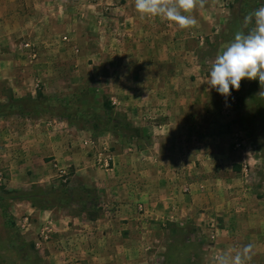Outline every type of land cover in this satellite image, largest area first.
<instances>
[{"label": "rangeland", "instance_id": "374dc122", "mask_svg": "<svg viewBox=\"0 0 264 264\" xmlns=\"http://www.w3.org/2000/svg\"><path fill=\"white\" fill-rule=\"evenodd\" d=\"M45 1L43 5L50 8L52 0L49 3ZM86 1L79 2L84 5ZM99 1L100 11L97 7L85 6V15L77 17L76 21L73 20L75 15L72 17V28L64 24L65 20L62 22L60 15L52 16L50 19L54 18V21L48 41L41 38L42 28L29 34L25 30L14 38L8 36L7 40H0V106L6 105L11 96L26 99L29 106V109L21 112L0 108V155L7 158L5 153L10 152L12 155L13 150H26L15 148L13 137H5L2 133V130L17 128L18 122L20 126L23 125L26 123L25 118H30L29 126L45 128L48 135L50 131L63 130L66 133L64 146L69 153L61 158L63 161L54 160L49 164L38 159V156L44 158L43 153L33 154L30 165L23 164L25 152L18 153L20 157L14 159V166L19 170L13 171V176L10 159L1 160L3 157H0V264H49L40 255L42 241L46 239L43 234L51 232L57 223L52 222L43 227L45 219L33 217L30 207L35 210H56L59 216H67V223H71L73 217H78L75 225L94 227V230L110 236L114 251L112 248L106 249V241L100 239L98 257L96 254L90 256L78 253L70 260L76 264H202L204 254L215 243L210 228L219 223L212 218L203 226L186 222L177 224L172 219L174 210L160 205L161 196L166 194L167 183L161 180L159 172L162 168L164 172L169 171V175L164 178L174 184L182 174L200 168L204 160L195 148L199 142L197 136L203 128H189L188 134L193 136L191 139L194 142V151L189 149L192 152L189 157L184 153L179 159H171L160 155L158 145L152 139L153 135L160 133L152 132L149 127H139L129 116L138 120V116L143 118L145 115L150 121L161 119V124L167 118L212 119L214 124L209 127L210 130L204 128L205 135L223 136L221 144L226 153L217 157L219 153L214 151L215 157L210 159V172L232 168L236 173L232 176L235 180L230 183L235 190L238 182L236 176H239L237 172L242 168L246 174L251 168L263 175L261 179L255 180L251 174L246 175L245 183L263 181L264 95L260 91H264V86L260 87L258 80L242 79L239 90L233 89L231 96L225 98L205 81L209 78V69L218 51L234 38L243 17L264 5V0H206L202 8L197 6L187 13L194 16L198 23L187 29L177 26L178 31H174L176 35L173 39L177 42L173 51L183 57L175 64V68L180 67L177 72L185 73L175 84L177 94L171 97L163 94L146 97L141 92H145L140 83L144 80H138L136 76L139 64L126 61V55L136 56L143 52L138 44L141 31L138 22L140 14L137 11H133V16H127V27L130 26L131 30L130 34H126V10H135L134 0ZM73 2L78 1L73 0L71 6ZM115 6H121L124 10L111 13L109 8ZM30 11L29 16L33 17L30 19L39 27L51 24L49 18L48 21L44 18L43 10ZM112 15L116 16L115 20L109 19ZM26 42L30 47L24 46ZM163 50L166 51V48ZM183 59H188V62ZM171 65L164 64V70ZM130 73L135 74L128 80ZM128 82L132 83V87L135 85L132 95L127 93ZM38 92L47 96L49 101L40 98L31 100ZM204 96L212 104L208 110L201 101L205 99ZM104 103H107V107H104ZM127 121L132 128L124 125ZM134 128L140 131L135 132ZM173 129L167 128L169 134L174 135L175 131H179L178 127ZM184 131L180 130L181 133ZM237 143L240 145L236 146ZM210 144L213 146L214 142L210 141ZM186 146L183 144V148L186 149ZM74 150L77 155L84 152L85 157L89 158L87 163L95 171L92 182L96 184L83 182L84 176L88 175L78 169L79 166L84 167L83 164L78 166L72 161L71 151ZM138 150H142L143 154L133 155ZM240 153L245 157H241ZM108 155L111 159L108 160L110 167L107 169L103 160ZM214 158L219 165H213ZM119 160L122 169L117 172ZM123 170L125 173L121 175ZM139 170L146 173L143 176L144 192L136 194L142 195L144 199L138 200L135 206L126 207V186L122 187L120 180L129 178L126 173ZM24 175L29 176V184L22 183ZM12 189L27 190L36 199L47 197L46 201L52 206L40 208L37 204L21 199L20 193H6ZM2 205L8 207L13 226L7 225L1 211ZM58 209L61 210L59 213ZM132 209L136 217L129 219ZM205 210L198 207L195 212ZM84 216L93 222L85 223L82 220ZM115 216L117 220H114ZM139 231L145 233H142L144 237L139 238L144 243V251H133V254L127 251L122 237L136 234L133 238L136 242ZM93 241L85 237L79 243L89 248Z\"/></svg>", "mask_w": 264, "mask_h": 264}, {"label": "crops", "instance_id": "0c3cea01", "mask_svg": "<svg viewBox=\"0 0 264 264\" xmlns=\"http://www.w3.org/2000/svg\"><path fill=\"white\" fill-rule=\"evenodd\" d=\"M46 1L49 3L51 0ZM72 1L52 0L51 3H49L50 8H48L43 5L44 0H0V40H7L8 36L10 38H14L18 34L23 33L25 30L26 33L29 34L32 31L41 30L42 28L43 35L41 38L43 41H48L51 37L49 34L53 26L52 20L54 21V18H52V20L50 19L52 16L54 17L60 15L62 22L65 20L66 22L64 24H67V27L71 26L72 28V17L75 15L73 20L76 21L77 17L80 18V16L85 15V6L97 7L99 11L101 9L99 6V2L101 1L99 0L97 2H94V0H88L84 5L80 3L83 0H77L78 2H73L74 4L71 6L70 3H72ZM55 3H57V6H55ZM56 8L58 10H56ZM70 8H77L78 10H68ZM109 9H111V13H114V11L119 9L124 10L121 6L110 7ZM30 10H43L44 18L47 19V21L49 18V22L51 24L44 27L40 24L41 26L39 27L33 19H30L33 18L29 16V12H31ZM133 11L136 12V10H126V34H130L131 30L130 26L127 27V16H133ZM32 12L34 13V11ZM113 15L110 16L109 19L115 20L116 16ZM138 22L140 25L139 30L141 31V37L138 39V44L143 49V52L136 56L126 55V61L139 64L137 66L138 70L136 76L139 78L138 80H144L143 82L140 81V83H142V87L145 89V92H141H143L146 97H150L152 94H163L171 97L173 94H177L175 84L177 83L178 78L183 77V73H185L177 72L180 67L175 68V64L183 58L175 54L173 51L177 42L173 39V36L176 35L178 27L174 22L164 20L159 17H142L140 15ZM65 42L67 43V41ZM163 48H166V51H164ZM183 61L188 62V59H183ZM164 64L172 65L168 66L166 70H164ZM195 73L196 72H194V74ZM132 74H128V80L132 79ZM131 84V82H128L126 87L128 95H132V92L135 89V85L132 87ZM204 97L205 99L203 98L201 101H203V107L208 110L212 104L209 103L207 96ZM196 108L197 107H195L194 110ZM143 113L145 114V111ZM129 118H131L133 123L141 128L149 127L152 132H159L160 134L157 136L152 134L153 137L152 135L151 137L156 146L158 145L160 155L162 157H171V159H179L181 155H184V153H187L189 157L194 151V142L192 141L193 136H189L188 134L189 128H203L202 133L200 132L197 136V140L199 142L198 147L195 148L199 150V153L204 160L203 165L197 169L198 171L191 170L182 174V177L176 181L178 182L179 187H177L176 182H174V184L169 182L171 186L169 185L168 179L164 178V176L166 177L169 175V171L164 172V168H162L159 172L160 176H162L161 180H166L167 185L165 186L166 194L160 198L162 201L160 205L162 204V206H166L174 210L175 215L172 219H174L176 223L186 222L190 224H200L203 226L204 223L212 218L217 219L219 225L214 226V228H210L211 236H215V243L211 245L212 247L210 250H207L206 254H204V261L202 264H215V257L218 254L230 253L234 255L236 251L248 244L253 246V255L248 264H264V180H260V183H251L250 181L249 183L247 182L248 184L244 181L246 175L249 176L251 174L252 179L254 180L261 179L260 176L263 175H259L258 171L251 168L248 169V174L243 172L244 168L240 169V171L237 172L239 176H236L238 182L236 185L237 189L235 190L232 188V184L230 183L231 180H235L232 176L233 173H236L232 171V168L226 171L216 170L213 171V173L210 172V159L215 157L213 154L214 151L216 150L219 153L217 157L222 156V153H226L223 152L224 147L222 148L221 144L223 136H217L215 134H211L212 136L205 135L204 128L211 127L212 124H214V120L203 118H200L199 120L195 118H189L186 120L167 118L163 119V123L161 124V119L150 121L145 115L143 118L142 116H138V120L132 119L131 116H129ZM24 121H26V123H23V125H21L22 127L18 122V125L15 126L17 128H11L5 131L2 130V133L6 135L5 137H13V146L15 148H26V150L21 148L22 150L18 152L13 150L12 155H10V152L8 154H4L5 157L10 159L9 166L12 176L14 174L13 171L19 170V168L14 166V159L20 157L18 156V153L20 154L21 152H25V159L23 160L24 165L25 163L27 165L31 164L33 154L41 155V153H43L44 158H40L38 156V159L44 161V164H49L54 160L63 161L64 159L62 160L61 158L66 155L65 153L69 154L64 146L66 133H64L63 130L59 129L57 131H47L50 133L48 135L46 134L45 128L40 127L37 129L31 125L29 126V122H31L30 118H25ZM24 124H27V126L24 127ZM156 127L160 129H156ZM170 127H174L175 130L178 127L179 131H175L176 134L174 135L169 134L167 128ZM184 128H187L186 131H184ZM180 130H183L184 132L181 133ZM208 130H210V128ZM75 141L79 140H73V142ZM210 141L214 142L213 146L210 144ZM183 144L187 145L186 149L185 147L183 148ZM189 144L192 145L188 146ZM189 149H192V152L189 151ZM71 152H73V154H71L72 161L78 164V166L83 164L84 167L79 166L78 169L88 175L84 176L83 182L90 184L94 183L92 182V178L94 177L93 173L95 171L93 167L88 164L89 158L85 157L86 154L84 152L80 155L76 154V150ZM139 154H143V151L138 150L136 154L133 155L138 156ZM240 155L241 157H245L242 153H240ZM0 157L3 156L0 155ZM47 157H50V159L46 160L45 158ZM7 158L3 157L1 160ZM216 158L213 159V165L215 166L219 165L217 164ZM119 164V168L115 170L117 172L121 171L119 169H122L120 160ZM126 169L129 170L128 167ZM124 171L125 170H123V173H119L124 175ZM17 173L20 176V172L18 171ZM127 175L129 178H124L120 181H122V187L126 186V207H132L133 204L135 206V203L138 200L144 199L142 195H137L136 193L144 192L143 176L146 175V173L143 170H139L137 172H131L130 174L126 173V176ZM174 175L175 173H173V176ZM172 179L174 180L175 177ZM28 180L29 176H22V183H27ZM11 181L12 177L10 182ZM86 183L84 184L87 185ZM27 184H29V182ZM27 184H21V186ZM156 191L157 189H155V192ZM233 195H237V197L233 198ZM22 204H25V202H22ZM198 207H202L206 210L196 213L195 209ZM30 211H32L33 217L38 218L41 216L42 219H45L43 220V227H46V224L52 222L57 223V226L52 230L53 232L47 231L45 235L43 234V237L46 239H43L42 241L40 255L42 258L46 259L49 264H76L70 262V260L78 253H85L90 256L91 254H96L98 257L99 250L101 249L98 248L100 239L106 241V249L112 248V251L115 250L114 245H111L110 236H108L107 233H104L103 231L98 232L94 230V227L82 228L81 226L75 225L76 221L79 219L78 217H73L71 223H67V216L66 218L61 215L59 216V214H56L57 211L53 209L35 210L30 207ZM60 211L61 210L58 209V213ZM132 211L133 209L129 211V219L136 217ZM177 211H179V213H177ZM166 212H164L163 215H165ZM220 215L221 217L218 218ZM81 218L82 217H80V220ZM117 219V216H115L114 220ZM82 220L85 223L88 221L91 223L93 222V220H90L85 216ZM106 222L109 221L106 220ZM142 233L143 231H139L137 233L138 240L136 242L133 240L136 234H129L128 237H122V240L126 243V249L128 252L130 251L134 254V252L140 251L143 253L144 243L139 240V238L144 237L143 234L145 233ZM85 237L94 239L91 247L89 248L84 245L81 246L83 243H79V241Z\"/></svg>", "mask_w": 264, "mask_h": 264}, {"label": "clouds", "instance_id": "9594fccd", "mask_svg": "<svg viewBox=\"0 0 264 264\" xmlns=\"http://www.w3.org/2000/svg\"><path fill=\"white\" fill-rule=\"evenodd\" d=\"M206 0H134L135 10L142 17H159L174 22L179 29L195 27L198 23L191 13ZM242 79L258 80L264 86V5L243 17L234 38L218 51L205 81L225 98L233 89L239 90ZM264 95V91H260ZM251 244L243 246L234 255L221 253L215 264H248L253 252Z\"/></svg>", "mask_w": 264, "mask_h": 264}, {"label": "trees", "instance_id": "16d2710c", "mask_svg": "<svg viewBox=\"0 0 264 264\" xmlns=\"http://www.w3.org/2000/svg\"><path fill=\"white\" fill-rule=\"evenodd\" d=\"M37 98H40L41 100H44V101H47L48 100V97L39 93L36 95L35 98H31V100H35ZM49 101V100H48ZM3 107V108H9V109H12L13 111H17V112H21V111H25V109H29V106H28V103H27V100L24 99V98H13V96L9 97L8 99V103L6 105H1L0 108ZM104 107H107V103H104ZM124 125L129 128L131 127L132 128V125L130 124V122H125ZM135 132H139L140 129L139 128H134L133 129ZM6 193H20L21 195V199H26L28 201H30L31 203L33 204H37L40 208H48L50 206H52L51 203H48L46 200L47 197H44L42 196L41 198H34L32 197L31 195H29V191L27 190H15V189H12V190H7ZM47 202V203H46ZM1 211L4 215V218H5V221L7 223L8 226H13V222H12V216L11 214L9 213V210H8V207L6 205H2L1 206ZM91 217V216H90Z\"/></svg>", "mask_w": 264, "mask_h": 264}, {"label": "built area", "instance_id": "2783aa9c", "mask_svg": "<svg viewBox=\"0 0 264 264\" xmlns=\"http://www.w3.org/2000/svg\"><path fill=\"white\" fill-rule=\"evenodd\" d=\"M24 46L25 47H30V44L28 43V42H26L25 44H24ZM240 144L239 143H237L236 144V146H239ZM109 159H111V156H106V158H104V160H103V165L108 169L110 166V163L108 162V160ZM100 161V160H99Z\"/></svg>", "mask_w": 264, "mask_h": 264}]
</instances>
